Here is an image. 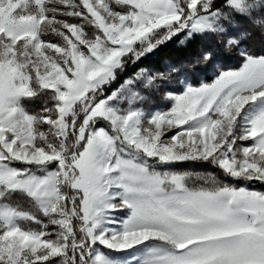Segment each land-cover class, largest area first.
<instances>
[{"label":"snow or ice","instance_id":"snow-or-ice-1","mask_svg":"<svg viewBox=\"0 0 264 264\" xmlns=\"http://www.w3.org/2000/svg\"><path fill=\"white\" fill-rule=\"evenodd\" d=\"M238 16L264 33V0H0V264H264V192L157 168L264 184V53L230 34ZM207 35L237 49L235 70L205 48L184 67L211 82L161 92L171 65L109 91L158 47ZM142 92L170 109L146 117Z\"/></svg>","mask_w":264,"mask_h":264},{"label":"trees","instance_id":"trees-1","mask_svg":"<svg viewBox=\"0 0 264 264\" xmlns=\"http://www.w3.org/2000/svg\"><path fill=\"white\" fill-rule=\"evenodd\" d=\"M70 19V18H69ZM239 28L231 30L230 34L239 33H250L247 38L241 40L240 46H244L255 53H264V33L258 28L253 27L252 24L243 16H238ZM86 30L92 31V28L86 26ZM46 39H52L55 42V38L48 37ZM217 37L212 35H207L203 38H198L197 40L184 45L179 42V38H175L172 41L158 47L151 54L146 55L135 65H128L125 73L114 82L109 91L117 88L126 78H135L139 70H145L146 73L152 72H164L171 65L180 66L182 71L178 76L172 77L171 81L164 84V89H177L179 88L176 84L177 79L183 80L187 77L188 81L193 85L199 84L201 82H211L212 76L211 70L209 68L198 69L195 73H190L188 68L184 65H191L193 58L197 57L200 52L205 48H212L216 53V59L219 61L220 66L224 70L236 69L240 64V57L237 55V49L232 48L226 51L221 44H218ZM143 95L147 96L150 104L158 106L162 102L160 94L155 92H142ZM46 98V94H41L34 99H26L24 105L30 112L38 109L43 100ZM154 107V106H152ZM167 170L176 172L177 174H183L186 176V184L190 188H198L201 186L207 187L201 177L207 174H215L221 182H227L229 185H235L237 187L245 184L243 181H233L231 178L224 176L222 171L209 164H200L192 162H184L174 165H169ZM9 203L19 205L21 210L34 211L31 207L28 199L20 194L14 195ZM41 219H46L41 217ZM23 227L26 229L28 223L23 222ZM39 226L35 225V229Z\"/></svg>","mask_w":264,"mask_h":264},{"label":"rangeland","instance_id":"rangeland-1","mask_svg":"<svg viewBox=\"0 0 264 264\" xmlns=\"http://www.w3.org/2000/svg\"><path fill=\"white\" fill-rule=\"evenodd\" d=\"M240 47L245 48L244 46H240ZM228 70H235V69H228ZM124 73L125 72H123L122 74L118 73V78H119V76L123 75ZM199 84H196V85H193V86H199ZM117 88H115V89H117ZM170 89H172V88H170ZM176 91L179 92V88H177ZM143 96L145 97V99L143 101H139L136 106L142 108L145 111L146 117L148 115L154 113L155 111H166V110L170 109V107H171L170 103L168 101H166V100H163V99H162V102L158 106H155L154 104H150V102L148 101L147 96H145V95H143ZM152 106H154V107H152ZM125 107H126V105H125ZM171 134H173V133H171V132L168 133V136H170ZM243 143L245 145H247V144H250L251 141L243 142ZM179 163H184V162H176L174 164H179ZM174 164H169V165H174ZM169 165H164V166L157 165V168H158V170H165ZM243 182H245V181H243ZM242 186L243 187H248L251 190H256V191L264 192V184H262L260 182H251V183L245 182V184H243ZM118 215H124V213H119ZM26 223H28V227L29 228L35 229V224H32L31 222H26ZM101 250L102 251H105L106 253L108 252L107 249H103L102 248ZM113 255H115V254H113Z\"/></svg>","mask_w":264,"mask_h":264}]
</instances>
